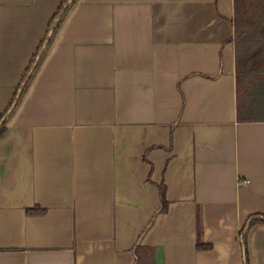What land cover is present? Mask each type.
<instances>
[{
  "label": "crops",
  "instance_id": "0c3cea01",
  "mask_svg": "<svg viewBox=\"0 0 264 264\" xmlns=\"http://www.w3.org/2000/svg\"><path fill=\"white\" fill-rule=\"evenodd\" d=\"M61 1L0 0V114ZM260 40L264 0H76L0 137V264H264Z\"/></svg>",
  "mask_w": 264,
  "mask_h": 264
},
{
  "label": "trees",
  "instance_id": "16d2710c",
  "mask_svg": "<svg viewBox=\"0 0 264 264\" xmlns=\"http://www.w3.org/2000/svg\"><path fill=\"white\" fill-rule=\"evenodd\" d=\"M75 2V0H62L61 3L59 4L56 12L54 13V15L52 16V18L49 21L48 24V30L47 33L43 39V41L40 43L38 50L36 51L35 55L32 57V59L30 60L29 65L26 67L20 82L17 85V88L13 94V97L7 107V109L0 114V137L2 136V134L4 133L5 129H6V122L8 120V118L10 117V115L14 112L16 106L18 105V103L20 102L31 78L33 77L46 49L47 46L49 45L54 32L57 28V26L59 25V23L61 22V20L64 18V16L66 15L67 11L69 10V8L71 7V5ZM46 43L45 48H43V45ZM253 49L249 50L246 49L248 51H254V55L258 54L257 57H249L252 58L249 62V68L246 70H250L253 71V73H249L251 74V76L255 77V81H258L257 87L260 86V83H264V41H259ZM241 61V60H240ZM245 63V61H244ZM243 70V69H242ZM254 71L256 73H254ZM243 72V71H242ZM261 81V82H260ZM11 109L9 112L8 110ZM161 201L164 202V193L163 190H161ZM264 219L260 216L257 215H251L246 224L243 226L242 228V239L245 238V232L248 228V226H250L251 224H254L255 222L258 221H263ZM247 227V228H246ZM246 228V230H245ZM197 247L202 249H206L209 248L210 246L208 244H203L200 241H197Z\"/></svg>",
  "mask_w": 264,
  "mask_h": 264
},
{
  "label": "rangeland",
  "instance_id": "374dc122",
  "mask_svg": "<svg viewBox=\"0 0 264 264\" xmlns=\"http://www.w3.org/2000/svg\"><path fill=\"white\" fill-rule=\"evenodd\" d=\"M76 1V0H75ZM259 42V41H258ZM254 43H257V42H252V43H245V42H238V45L240 48H242L243 50H246V49H253L257 44H254Z\"/></svg>",
  "mask_w": 264,
  "mask_h": 264
},
{
  "label": "built area",
  "instance_id": "2783aa9c",
  "mask_svg": "<svg viewBox=\"0 0 264 264\" xmlns=\"http://www.w3.org/2000/svg\"><path fill=\"white\" fill-rule=\"evenodd\" d=\"M247 182H249V179H247V178H243V179L239 180V183H241V184H245Z\"/></svg>",
  "mask_w": 264,
  "mask_h": 264
},
{
  "label": "water",
  "instance_id": "95a60500",
  "mask_svg": "<svg viewBox=\"0 0 264 264\" xmlns=\"http://www.w3.org/2000/svg\"><path fill=\"white\" fill-rule=\"evenodd\" d=\"M45 46H46V43L43 45V48H45ZM10 110H11V109H9L8 112H9Z\"/></svg>",
  "mask_w": 264,
  "mask_h": 264
}]
</instances>
